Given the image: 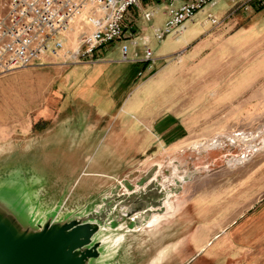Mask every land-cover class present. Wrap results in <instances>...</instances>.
<instances>
[{"label":"rangeland","instance_id":"374dc122","mask_svg":"<svg viewBox=\"0 0 264 264\" xmlns=\"http://www.w3.org/2000/svg\"><path fill=\"white\" fill-rule=\"evenodd\" d=\"M166 6L142 4L154 11L149 21L140 9L129 11L125 37L96 52L104 76L88 85L51 55L0 75V181L15 171L29 181L40 174L34 197L43 202L63 197L76 182L70 207L116 199L111 217L122 220L115 234L124 237L110 264H264V9L229 16V3L207 5L188 22L185 46L175 49L173 35L152 38L166 22ZM130 34L138 47L124 63L119 48ZM146 37L157 58L150 68L134 62ZM83 65L73 71L79 75ZM146 76L150 83L140 86ZM138 91L148 98L142 108L149 123L139 136L150 147L131 160L114 139L112 118ZM100 110L110 117L98 118ZM122 133L125 145L138 142ZM215 140L221 145L212 146ZM91 171L106 177L80 175ZM134 196L153 206L154 227L136 228L127 218L140 208Z\"/></svg>","mask_w":264,"mask_h":264},{"label":"built area","instance_id":"2783aa9c","mask_svg":"<svg viewBox=\"0 0 264 264\" xmlns=\"http://www.w3.org/2000/svg\"><path fill=\"white\" fill-rule=\"evenodd\" d=\"M147 0H4L0 4V75L26 69L51 55L58 65L69 68L97 62L102 46L125 37L124 22L132 9H140ZM166 22L153 30L152 38L173 35L180 38L186 24L205 6L219 0H165ZM237 11L264 9V0H221ZM141 10V17L151 20L153 10ZM208 21L217 26L216 17ZM142 38L143 53L137 63L153 64L154 52ZM127 42V41H126ZM120 45L121 62H129L130 47H138V37H128Z\"/></svg>","mask_w":264,"mask_h":264},{"label":"water","instance_id":"95a60500","mask_svg":"<svg viewBox=\"0 0 264 264\" xmlns=\"http://www.w3.org/2000/svg\"><path fill=\"white\" fill-rule=\"evenodd\" d=\"M90 173L80 175L88 179L106 177V174ZM34 175L33 181H29V177L15 171L0 181V264H110L124 237L115 234L118 229L115 224L121 227L122 220L111 217L110 207L116 199L110 205L107 201L112 197H102L94 205L81 203L70 207L75 182L63 197L51 196V200L43 202L44 196L34 197V190L43 184L44 176ZM113 185L125 188L119 181ZM115 188L109 192L113 193ZM136 197L133 200L140 203V208L127 212V218L136 228H141L153 223L157 216L149 218L153 206Z\"/></svg>","mask_w":264,"mask_h":264},{"label":"crops","instance_id":"0c3cea01","mask_svg":"<svg viewBox=\"0 0 264 264\" xmlns=\"http://www.w3.org/2000/svg\"><path fill=\"white\" fill-rule=\"evenodd\" d=\"M252 11V10H250ZM187 25L186 24V30H187ZM196 32V31H195ZM188 38H186V36H182L181 38H177L175 39L176 43V47L182 49V47L185 46L186 41ZM253 40H255V38H252ZM244 41H247V39H245ZM167 52V51H166ZM165 52V53H166ZM165 53H159L156 54L157 57H163L165 55ZM99 54V53H98ZM100 60H98L97 62H94L93 64H88L86 63L85 65H83L84 68V72H81L79 75L73 71V67H69L68 69H72V78L77 79L79 81L84 82V84L86 83V85L97 81L99 78L103 77L105 74V70L103 68L99 66H95V63L101 62L103 61L102 57L98 56ZM154 58L156 61V57H155V52H154ZM154 61V63H155ZM153 63V64H154ZM153 64H147L148 68L151 67V65ZM92 65V66H91ZM140 65H144V63H140ZM139 77H143V74H139ZM117 79H120L124 76H120L119 74L116 75ZM152 77L150 76H146L144 78V80L142 81V83L140 84V86L143 85H147L150 83ZM66 80H70V74L67 75ZM130 80V79H129ZM128 80V82H130ZM139 91L137 93H130V95L126 98L125 101H123L120 109L118 110V113L112 118L114 119V123L117 124L116 128L113 131V136H115V140L117 141V144H119L121 146V148L123 149L124 153H126V155H128L131 160L133 157H137L139 154H141L142 152L146 151L148 149V147H150V142H149V138H147V140H144L142 136L140 135V131H141V127L148 125V117L144 114L146 110H144L142 107L147 105V100L148 98L145 97L144 95L140 94ZM135 96V99L131 96ZM142 96L144 98H142ZM106 100H104L103 104H105L107 107L106 109L110 106H112V101L110 100V97L105 98ZM136 101V107H133V101ZM104 105V106H105ZM101 112L96 114V116L100 119L103 118H109L110 114H107L104 110H100ZM156 127L158 128V124L156 125ZM120 130L121 133H118V131ZM127 131L128 135L133 138V137H138V142H134V143H130L131 141L129 140L128 144L126 143V145L123 143L122 137L124 134L122 133V131ZM139 130V131H138ZM117 131V133H116ZM117 135V137H116ZM145 136V135H144ZM142 137V138H141Z\"/></svg>","mask_w":264,"mask_h":264},{"label":"bare ground","instance_id":"6f19581e","mask_svg":"<svg viewBox=\"0 0 264 264\" xmlns=\"http://www.w3.org/2000/svg\"><path fill=\"white\" fill-rule=\"evenodd\" d=\"M248 135V134H247ZM246 138V137H245ZM215 145H217V146H220L221 145V143H220V140H215V141H212V146H215ZM251 148V147H250ZM245 152V151H244ZM250 152V151H249ZM246 153V152H245ZM246 158V157H245ZM241 160V159H240ZM240 160H237V161H234V162H240ZM233 162V163H234ZM231 164V163H230ZM233 166V165H232ZM170 209H171V206L169 207ZM160 218H162V217H160ZM156 222V219L154 220V222L153 223H155ZM152 222H149L148 223V227H152V224H153ZM210 244H206V247L207 246H209ZM205 249V247H203V249L201 250V251H203ZM159 258V257H158Z\"/></svg>","mask_w":264,"mask_h":264}]
</instances>
